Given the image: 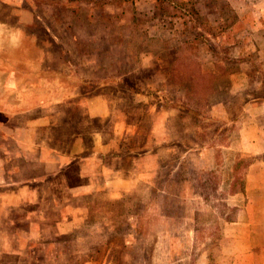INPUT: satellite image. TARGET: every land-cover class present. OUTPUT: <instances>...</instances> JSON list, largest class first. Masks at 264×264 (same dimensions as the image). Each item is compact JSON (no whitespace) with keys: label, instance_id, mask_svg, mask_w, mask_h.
I'll return each mask as SVG.
<instances>
[{"label":"rangeland","instance_id":"1","mask_svg":"<svg viewBox=\"0 0 264 264\" xmlns=\"http://www.w3.org/2000/svg\"><path fill=\"white\" fill-rule=\"evenodd\" d=\"M18 23L34 44L10 45L21 39ZM34 54L36 61L27 58ZM23 60L31 67L18 66ZM2 61L20 74L13 91L0 73V264L16 262L2 243L14 250L12 231L26 226L12 198L26 197L21 211L37 207L54 219L64 209L69 220L78 201L90 200L92 193L71 196L65 186L87 182L75 156L86 158L85 171L94 158L108 163L117 181L143 173L163 194L147 189L127 194V203L94 204L95 227L59 231L63 225L42 221L41 238L27 242L18 264L229 260L218 217H236L222 198L241 188L251 160L235 150L236 122L239 103L264 96V0H0ZM240 70L249 85L232 94L227 77ZM258 117L264 123V112ZM94 131L107 150L101 155L91 151ZM204 148L213 152L201 156ZM212 154L209 174L200 167ZM130 212L138 215L129 220ZM260 224L255 243L264 245V218Z\"/></svg>","mask_w":264,"mask_h":264},{"label":"crops","instance_id":"2","mask_svg":"<svg viewBox=\"0 0 264 264\" xmlns=\"http://www.w3.org/2000/svg\"><path fill=\"white\" fill-rule=\"evenodd\" d=\"M28 12L32 13L30 17L33 16L35 20L39 19L35 14H33L34 9L30 6H28ZM29 21L31 22V20ZM13 28L21 34V39L19 42L14 41L10 45L17 47V43H22L24 39L31 40L34 44V40L32 39L31 34H29V32H26V26L23 23H18ZM27 58L29 60L32 59L33 61H36L38 59V56L37 54H34V56H28ZM24 60L23 63L18 66L22 68H30L31 66L26 64ZM9 66V64L3 61L2 63L0 62V73L3 75L2 87L5 90H13L10 88L17 87L16 84H18V78H16V76L20 74L19 71L15 70V68ZM248 79L249 77L247 76V73L241 70L236 72L235 74H230V76L227 77V80L229 82L226 89L232 94L238 93V89H245L246 86L249 85L245 83V81H247ZM235 81L238 82L236 83ZM54 102H56L57 104L59 101L56 99ZM238 107H240V114L242 118L238 119V121L236 122L239 126V137L238 148L235 150L240 154H246L247 156L251 157V160L244 168L241 188L227 193L225 197L222 198L227 206L229 205L231 207L237 208V215L232 219H227L223 216L218 217L220 239L224 240L223 243L220 244V247L224 248L221 250L226 253H228V250H230L229 260H225L223 262L224 264H264V259H258L260 252L264 251V245L259 244L257 240L255 243V237L260 236L262 231L260 220L264 218V123L258 117V115L264 112V96H251L246 101L239 103ZM48 118L53 122H64L62 119L56 121V119H58V114H50L47 117V120ZM115 134H117V132H115ZM99 135L100 134L97 132L94 135V144L91 148V151L94 155H97V153L101 155L102 152L107 151L106 149H101L102 145L104 146V144L98 143L97 139H99ZM206 151L212 153L213 149L204 148L203 152L200 153L201 156H204V154H206ZM75 157L79 160L77 162L78 166H82L81 161H85L86 158L80 156ZM213 161L214 158L212 154L211 160L207 162L204 161L203 167L200 168H203V170L211 174L212 168L214 166ZM93 162L94 164L96 163V166L92 171H85V169H82L79 166V171L80 173H82L83 178L87 179V182H84L83 184H76L74 185L75 187L69 186L66 182L64 174V180L67 184H65V186H68L72 191L71 196L75 195L79 197L81 196V194L92 193V197L90 198V200L85 199V203H80L82 201H78L75 205L76 209L74 208L75 206L71 207L74 208L72 209L74 217L71 220H69L70 211H67L66 214H64V209L60 210L58 217L55 216V218L53 219L50 218L45 212H39L37 210V207H34L29 211H21L22 207H25L24 202L26 201V197L24 196L20 198L19 202L17 197L10 200L9 204L15 203L14 206L20 210L18 212L21 213V219L25 221L24 225H26L24 226L25 228H15L14 231H12L11 236H15L13 240L16 244V246L12 247L14 248V250L8 248L11 246L7 245L6 243H2L3 253L13 254L12 256L14 257V259H16V262L14 264H18L20 262V259L22 258L21 253L23 251H26V249L28 248L27 242L37 241L39 240V238H41V230H43L41 229L42 221H48L56 227H58V225H63L62 228H58L59 231H64L66 226L70 225V228L68 230V232H70L73 228L78 229L80 226L84 227L85 225L90 223L91 225H97L95 219L99 218L100 215L96 213V209L93 206L94 204H99L100 206L103 205V203L114 204L116 200L118 201L123 198L125 200V203H127L129 201L126 197L127 194L132 196V192H138L141 190H144L145 192L147 189H153L156 195L163 194V191L160 190V188H156L157 183L156 185H152V179L146 178L143 173H139V175H136L134 177H126L122 181H117L116 179L114 180L111 176V174L113 172H116L117 169L111 167L108 163L102 164L103 161L101 162L97 158H94ZM66 166L67 163L64 162L63 165H61V168L58 169V171L61 170L64 173L65 169H67ZM200 168L197 169L196 172L201 171ZM86 173L93 174V176H88V178H86L84 177ZM197 179L196 180L199 181L200 177L197 176ZM25 183L35 184L36 181L34 182L33 180H29ZM197 186L200 187L201 184H198ZM226 186L228 187V183L226 184ZM133 187L135 188V190ZM118 188L121 190V192L119 193H117ZM115 192L117 194H115ZM29 201H31V199H29ZM29 201L27 203H30ZM143 202L146 201L144 200ZM127 209L129 210V208ZM145 210L146 208L142 210V213H145ZM85 212L88 213L85 214ZM66 215L68 217H66ZM127 215V219L132 220L134 216H137L138 214L130 212L127 213ZM188 230L193 236L195 230L194 227H189ZM44 234L45 236H48L47 233ZM24 239H26V242L23 246V249L20 250V248H17V244ZM228 241H230L231 244H229ZM252 241L254 243H252ZM226 245L229 246L228 249L226 248ZM80 264H91V262L87 261Z\"/></svg>","mask_w":264,"mask_h":264},{"label":"trees","instance_id":"3","mask_svg":"<svg viewBox=\"0 0 264 264\" xmlns=\"http://www.w3.org/2000/svg\"><path fill=\"white\" fill-rule=\"evenodd\" d=\"M45 29V32H46V36H48L49 38H51V34H53V31H52V27L50 25H46V28ZM51 32V33H50ZM54 35V34H53ZM55 36V35H54Z\"/></svg>","mask_w":264,"mask_h":264}]
</instances>
